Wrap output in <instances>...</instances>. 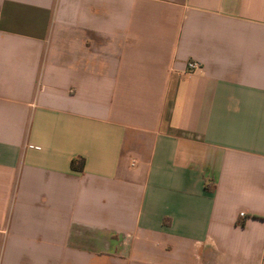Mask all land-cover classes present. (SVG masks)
I'll use <instances>...</instances> for the list:
<instances>
[{"label": "crops", "instance_id": "1", "mask_svg": "<svg viewBox=\"0 0 264 264\" xmlns=\"http://www.w3.org/2000/svg\"><path fill=\"white\" fill-rule=\"evenodd\" d=\"M0 264H264V0H0Z\"/></svg>", "mask_w": 264, "mask_h": 264}, {"label": "trees", "instance_id": "2", "mask_svg": "<svg viewBox=\"0 0 264 264\" xmlns=\"http://www.w3.org/2000/svg\"><path fill=\"white\" fill-rule=\"evenodd\" d=\"M76 162H78V164H76ZM81 164H82V161L81 160H76L75 158H72V160H71V162H70V166L72 167V168H77V167H79V166H81Z\"/></svg>", "mask_w": 264, "mask_h": 264}, {"label": "built area", "instance_id": "3", "mask_svg": "<svg viewBox=\"0 0 264 264\" xmlns=\"http://www.w3.org/2000/svg\"><path fill=\"white\" fill-rule=\"evenodd\" d=\"M187 65H188L189 68L192 69V68H195L197 64H196V62H194V61H190V62H188Z\"/></svg>", "mask_w": 264, "mask_h": 264}]
</instances>
